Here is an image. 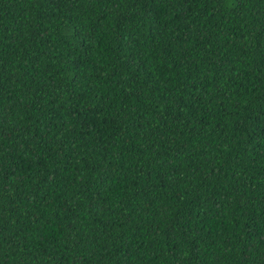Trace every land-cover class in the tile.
<instances>
[{"label":"trees","instance_id":"obj_1","mask_svg":"<svg viewBox=\"0 0 264 264\" xmlns=\"http://www.w3.org/2000/svg\"><path fill=\"white\" fill-rule=\"evenodd\" d=\"M0 264H264V0H0Z\"/></svg>","mask_w":264,"mask_h":264}]
</instances>
